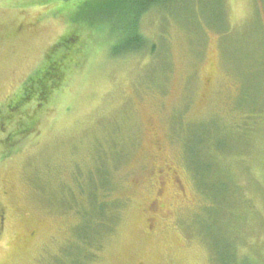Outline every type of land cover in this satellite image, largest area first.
<instances>
[{
  "label": "rangeland",
  "instance_id": "obj_1",
  "mask_svg": "<svg viewBox=\"0 0 264 264\" xmlns=\"http://www.w3.org/2000/svg\"><path fill=\"white\" fill-rule=\"evenodd\" d=\"M125 1L0 0V264H264V0Z\"/></svg>",
  "mask_w": 264,
  "mask_h": 264
},
{
  "label": "trees",
  "instance_id": "obj_2",
  "mask_svg": "<svg viewBox=\"0 0 264 264\" xmlns=\"http://www.w3.org/2000/svg\"><path fill=\"white\" fill-rule=\"evenodd\" d=\"M171 1L173 0H126L125 4L118 12L115 9V12L118 13L119 17L122 13V17L119 19V29H121L122 32L120 33L121 37L124 38V36H127L128 42L131 45L126 47L124 50L125 52L136 47V45H134L136 44L135 41H138L142 47H147L148 42L139 31L141 18L154 7L158 5L164 6ZM74 41L75 39L73 37H69L63 39L57 45L64 47L66 51H68L70 47H73L72 43H74ZM51 58L52 55H49L48 66L46 65L45 68H42L37 74L29 78L26 83L24 91L26 93L25 97L28 98L27 100L38 99L40 100V104H42L43 101L48 100L53 91L61 86L62 81L66 78V74L63 70L54 68V65L52 66V63L50 62ZM64 58L65 60L67 59V61H71L69 63H74L72 58H68V56H64ZM26 114L27 112L24 111L23 115ZM28 117L31 119L33 116L28 115Z\"/></svg>",
  "mask_w": 264,
  "mask_h": 264
}]
</instances>
